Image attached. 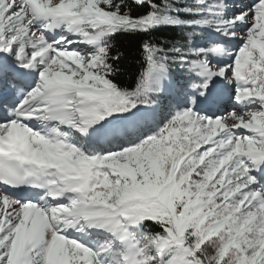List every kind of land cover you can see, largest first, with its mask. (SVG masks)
<instances>
[{
	"label": "snow or ice",
	"instance_id": "snow-or-ice-1",
	"mask_svg": "<svg viewBox=\"0 0 264 264\" xmlns=\"http://www.w3.org/2000/svg\"><path fill=\"white\" fill-rule=\"evenodd\" d=\"M0 264H264V0H0Z\"/></svg>",
	"mask_w": 264,
	"mask_h": 264
},
{
	"label": "trees",
	"instance_id": "trees-1",
	"mask_svg": "<svg viewBox=\"0 0 264 264\" xmlns=\"http://www.w3.org/2000/svg\"><path fill=\"white\" fill-rule=\"evenodd\" d=\"M120 44L123 49L128 53V58L125 61L126 65L128 66V71L129 73L134 74L137 70V65L135 64L137 41L121 38Z\"/></svg>",
	"mask_w": 264,
	"mask_h": 264
}]
</instances>
